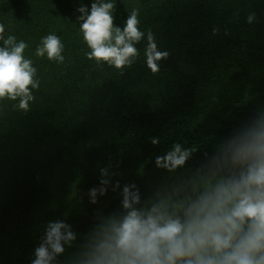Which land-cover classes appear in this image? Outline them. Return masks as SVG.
I'll return each instance as SVG.
<instances>
[{"label": "trees", "instance_id": "obj_1", "mask_svg": "<svg viewBox=\"0 0 264 264\" xmlns=\"http://www.w3.org/2000/svg\"><path fill=\"white\" fill-rule=\"evenodd\" d=\"M94 2L0 0L4 37L28 45L23 55L40 82L27 111L19 98L0 100V264H32L55 221L77 235L55 264H77L121 210L123 186L135 184L142 203L190 193L226 140L264 114V0H104L116 6L115 27L135 9L145 33L122 71L88 59L77 9ZM148 31L169 53L155 74L144 55ZM48 35L60 39L63 63L36 55ZM176 143L192 149L186 165L157 168ZM101 168L111 184L93 204Z\"/></svg>", "mask_w": 264, "mask_h": 264}, {"label": "clouds", "instance_id": "obj_2", "mask_svg": "<svg viewBox=\"0 0 264 264\" xmlns=\"http://www.w3.org/2000/svg\"><path fill=\"white\" fill-rule=\"evenodd\" d=\"M115 4L95 0L90 12L77 9L83 38L91 51L89 60L105 62L118 70L131 66L139 56L136 47L145 38L139 29L138 10L128 16L123 30L114 26ZM252 23L255 14L248 16ZM215 31V30H214ZM0 24V100L19 98L27 111L39 88L36 69L25 59L24 41L4 37ZM144 55L153 74L167 51L158 50L154 35L147 33ZM63 45L56 35L42 39L36 55L64 62ZM157 145L158 137L151 138ZM193 152L180 143L155 158L156 167L169 173L184 167ZM100 186L89 190L90 203L104 196L111 184L108 168H101ZM112 175H115L113 173ZM119 182L112 187L116 191ZM121 210L83 251L77 264H264V114L233 134L212 157L202 183L190 193L164 196L142 203L135 184L123 186ZM77 239L71 225L49 222L45 236L35 249L32 264H55L57 257Z\"/></svg>", "mask_w": 264, "mask_h": 264}]
</instances>
